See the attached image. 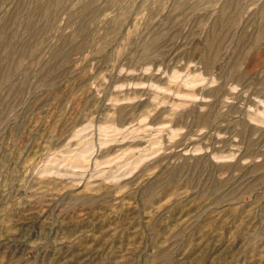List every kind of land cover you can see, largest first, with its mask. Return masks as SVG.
I'll list each match as a JSON object with an SVG mask.
<instances>
[{"label": "rangeland", "instance_id": "rangeland-1", "mask_svg": "<svg viewBox=\"0 0 264 264\" xmlns=\"http://www.w3.org/2000/svg\"><path fill=\"white\" fill-rule=\"evenodd\" d=\"M0 264H264V0H0Z\"/></svg>", "mask_w": 264, "mask_h": 264}]
</instances>
